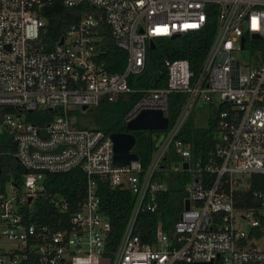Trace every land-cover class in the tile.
I'll return each mask as SVG.
<instances>
[{
  "label": "built area",
  "instance_id": "2783aa9c",
  "mask_svg": "<svg viewBox=\"0 0 264 264\" xmlns=\"http://www.w3.org/2000/svg\"><path fill=\"white\" fill-rule=\"evenodd\" d=\"M52 1L0 0V106L9 108L1 116L0 134L12 147L0 151V163L11 156L22 169L13 178L3 177L0 168V264H264V249L251 235L264 232V192L251 193L259 206L237 207L235 192L249 183L234 185L240 175L264 174V0H60L65 7L87 3L97 11L70 23L47 49L41 8ZM210 16L215 32L197 72L186 59H165V87L129 83L145 69L150 41L199 31ZM103 27L126 53L121 71H110L99 58ZM242 51L246 61L239 57ZM174 92L185 94L184 102L171 125L168 120L165 129L151 134L155 148L145 167L138 158L114 164L110 133L78 127L73 118V111L130 94L138 98L123 115L125 123L144 110L168 118ZM197 103L216 110L215 152L204 165L192 158L190 144L177 138ZM33 110L52 116L35 123L26 118ZM170 146L181 160L167 168ZM73 168L85 174L86 184L69 212L67 198L47 193L43 181L46 173ZM166 170L190 173L183 209L172 238L158 221L151 241L144 242L137 217L157 211V194L167 185L156 174ZM205 173H215L209 184ZM99 182L133 195L114 248H107L111 223L100 211ZM42 202L58 217L38 223Z\"/></svg>",
  "mask_w": 264,
  "mask_h": 264
},
{
  "label": "trees",
  "instance_id": "16d2710c",
  "mask_svg": "<svg viewBox=\"0 0 264 264\" xmlns=\"http://www.w3.org/2000/svg\"><path fill=\"white\" fill-rule=\"evenodd\" d=\"M93 11L96 12L97 10L87 3H81L73 7H65L60 0H53L50 4L42 7L41 15L46 20V33L43 36V40L47 44L46 48L51 49L70 23L79 19L84 13ZM214 32L215 18L210 16L205 26L199 31L186 33L174 39H156V47L147 49L145 69L140 75L131 77L129 83L144 87H165L167 81L164 66L165 59H186L189 62L190 69L197 72L213 38ZM98 52L99 58L106 62L110 71H121L123 69L126 53L115 46L109 31L105 27H103V39ZM128 98L127 100H123L120 97L117 101L111 102V104L114 103L118 106L117 109L108 108L104 102L96 106L95 108H100L105 114L115 115V122L111 123L105 129H99L97 126L91 128L102 130L105 133L128 131L125 127L123 115L138 98V94H130ZM184 99L185 94L183 93L174 92L169 95V125L174 122ZM8 110V107L0 106V119L2 114ZM215 115L216 110L212 107V112L205 127L194 126L189 116L177 134V138L190 144L192 158L200 157L203 165L208 162L215 152ZM51 116L52 113L48 110H33L26 114L27 119L39 124L47 121ZM75 124L78 126L77 122ZM154 132L156 130L151 129L132 131L136 139L132 151L137 154L139 161L144 167L149 162L155 148L154 139L151 137V134ZM0 138L4 140L8 137L5 133H1ZM8 149H12L8 142L4 140L0 143V151ZM180 160L181 158L175 155L173 148L170 146L163 164L168 168L171 164L179 163ZM0 168L3 177L8 176L13 178L22 170L17 161L7 155L1 158ZM156 177L166 183L167 189L157 194V211L155 213L141 212L137 217L136 229L139 231L141 239L144 242L151 241L158 221H161L163 231L169 238H172L174 223L183 209V201L186 197L183 188L190 179V173L187 170H166L158 172ZM214 178L215 173H205L203 175L204 182L208 184ZM248 182L249 188L247 190L235 192V205L237 207L259 206V200L252 198L251 193L255 190L264 192V174H250L248 176ZM43 184L47 193H60L65 196L69 201V212H71V210L75 209L76 202L85 193L86 177L79 168H73L67 172L46 173ZM225 188L228 189V185H225ZM98 195L100 196V211L108 217L111 223V230L107 238V248H114L130 213L133 195L126 189L118 187L112 188L105 182L98 183ZM39 210L41 212L43 211V215L35 216L38 223L52 221L59 215L53 213L47 205V202H42ZM261 222L264 224V216L261 217ZM263 234V231L258 230H254L251 233L257 239L261 238ZM242 244H245L244 240ZM175 264L193 263L176 262Z\"/></svg>",
  "mask_w": 264,
  "mask_h": 264
},
{
  "label": "water",
  "instance_id": "95a60500",
  "mask_svg": "<svg viewBox=\"0 0 264 264\" xmlns=\"http://www.w3.org/2000/svg\"><path fill=\"white\" fill-rule=\"evenodd\" d=\"M175 34L171 39L176 38ZM256 37V36H254ZM156 45L153 41L149 42V48L153 49ZM83 109L85 106L82 107ZM168 118L158 110H144L139 113L135 118L125 123L126 132H111L110 137L113 142V157L112 161L116 165H125L131 160L138 158L137 154L132 151L135 144V136L132 133L134 130H163L167 127ZM183 167H187V163H183ZM189 207L188 200L185 201L184 208ZM104 262V260H102ZM193 264H212L211 262L202 263L195 262Z\"/></svg>",
  "mask_w": 264,
  "mask_h": 264
},
{
  "label": "rangeland",
  "instance_id": "374dc122",
  "mask_svg": "<svg viewBox=\"0 0 264 264\" xmlns=\"http://www.w3.org/2000/svg\"><path fill=\"white\" fill-rule=\"evenodd\" d=\"M239 57L242 61H246L248 57L247 51H242ZM106 106L111 109H117L116 104L106 103ZM212 112V107L209 104L197 103L194 105L189 116L194 126L205 127ZM115 115L105 114L100 108L90 107L85 111H73V118L77 120L78 126L81 128H91L97 126L99 129L107 128L111 123L115 122ZM248 176L240 175L237 177L234 185L237 188L248 186ZM254 245L260 249H264V234L261 238L254 240Z\"/></svg>",
  "mask_w": 264,
  "mask_h": 264
},
{
  "label": "crops",
  "instance_id": "0c3cea01",
  "mask_svg": "<svg viewBox=\"0 0 264 264\" xmlns=\"http://www.w3.org/2000/svg\"><path fill=\"white\" fill-rule=\"evenodd\" d=\"M120 98V97H119ZM122 98V97H121Z\"/></svg>",
  "mask_w": 264,
  "mask_h": 264
}]
</instances>
